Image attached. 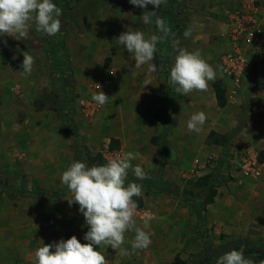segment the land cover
Returning a JSON list of instances; mask_svg holds the SVG:
<instances>
[{
  "label": "rangeland",
  "instance_id": "374dc122",
  "mask_svg": "<svg viewBox=\"0 0 264 264\" xmlns=\"http://www.w3.org/2000/svg\"><path fill=\"white\" fill-rule=\"evenodd\" d=\"M240 1L233 0L234 9ZM53 2L63 10L61 31L56 36L49 37L33 30L28 39L11 36L0 39V58H4L2 54L6 46H11L16 51H27L35 60H39V55L44 56L49 68L46 75L34 70L29 75L31 77L26 78L28 81L34 79L33 85L27 83L23 86L15 73H10L9 79H16L14 84H6L7 80L2 82L0 78V179L14 181L10 183L12 186L16 179L19 181L16 185L33 181L59 196V199H51L58 202L68 195L66 186L45 188L32 177L33 170L38 168H44L45 175L48 172L44 161L52 156L45 154L66 148L70 151L71 163L81 161L91 166L87 157L104 151L108 139L116 129L128 124V115L132 113L127 100L114 103L111 93L118 81L111 76V62L105 61L104 67L99 65L104 55L103 46L91 44L89 37L97 34L107 39L115 24L128 27L137 21L134 20L135 13L128 12L132 5L129 0ZM259 5L264 14V0H259ZM219 6V0H168L158 9V15L175 33V37L170 35L164 44H158L155 55L160 91L153 105L157 109L158 138L168 154L162 164L158 163L150 169L145 167L148 178L143 181L137 180L131 172L128 176V182L143 186L144 205L138 208L136 219L142 226L144 217H152L147 229L152 242L147 249L133 251L129 241L134 233H127L123 247L132 254L126 257L119 256L110 246L99 247L98 250L110 264H192L209 246L224 251L223 254L240 239L264 246V164L257 177L243 172V167L253 163L255 158L259 160L262 153L255 144L259 135L251 137V131H258L264 116V112L258 111L264 104V75L261 62L252 59V55L256 53L263 60L264 48L249 54L250 67L240 82L241 93L236 100H227L233 104L229 109L234 113L232 124L235 132L229 135L217 132L227 138L224 146L213 145L208 139L213 129L220 130V126L227 125L228 121L217 100L211 98L208 90L194 91L188 96L178 94L168 79L176 54L173 47L175 40L180 48L199 50L217 69L213 82L221 81L225 89L231 88L230 81L223 75L221 62L230 51L227 23L234 9L222 13L217 9ZM139 9L156 11L153 5ZM211 16L217 17L213 19ZM189 26L193 32L191 37L185 38L183 33ZM82 37L87 38L89 46L85 57L89 58L90 67L97 73L94 71L88 75L79 72L72 59V73L66 69L61 42L65 41L70 56L72 52L73 58L76 57L75 64L79 66ZM51 43L56 47L57 61ZM0 65L3 67L2 62ZM213 82H209L208 88ZM96 84L101 88L98 89ZM12 86H15L14 93ZM98 91L110 97L103 107L92 101L93 94ZM199 111L205 112L208 119L197 134L188 131L186 124L190 116ZM247 129H250L248 134ZM166 137L170 139L166 140ZM132 149L133 145L128 146L127 143L124 153ZM21 163L30 165L26 173L21 170ZM56 167L60 169L61 166ZM215 188L217 195L214 202L204 209ZM0 197L20 196L12 189L0 188ZM71 208L73 215L68 224L69 238L75 235L81 243H87L84 235L88 226L79 212V205L72 204ZM240 250L256 264L264 260V253L253 254L247 247ZM218 258H212L207 264H216Z\"/></svg>",
  "mask_w": 264,
  "mask_h": 264
},
{
  "label": "clouds",
  "instance_id": "9594fccd",
  "mask_svg": "<svg viewBox=\"0 0 264 264\" xmlns=\"http://www.w3.org/2000/svg\"><path fill=\"white\" fill-rule=\"evenodd\" d=\"M168 0H129V3L146 9L153 5L159 9ZM63 10L53 0H0V37L11 36L17 39H28L29 33L35 31L49 37L56 36L62 27L60 17ZM144 25L154 23L157 34L146 36L138 29L128 28L116 38L118 44L124 47L135 61V67L148 66V71H157L152 63L158 51V44L165 42L171 35L175 37L165 19L157 15V11H144L139 17ZM193 28L189 26L183 33L185 38L191 37ZM6 43V41H5ZM175 50L174 63L170 68L169 83L173 90L188 96L192 92H206L209 82L216 79L217 69H214L202 56L199 50L189 51L178 47L173 41ZM35 63L34 56L27 51L23 53L22 75H31ZM218 67V66H217ZM152 84L150 79L142 83V88ZM100 89L101 85L96 84ZM110 97L102 91L93 94L92 101L103 107ZM208 117L205 112L193 113L187 121L188 131L199 134ZM143 157L139 152L116 154L103 164H92L73 161L60 175V182L71 193L66 200L69 206L79 205L88 231L84 235L87 243H81L73 235L71 238L42 245L34 251L35 264H110L99 247L110 246L121 257L130 256L125 244L127 233H134L129 241L133 251L147 249L151 244V233L147 231L151 216L138 224L136 216L138 202L136 198L143 197V186L136 182H128L129 172L137 180L148 178V173L141 164L133 165L132 161ZM216 264H256L251 258H246L243 250L235 248L223 253ZM264 264V260L259 261Z\"/></svg>",
  "mask_w": 264,
  "mask_h": 264
},
{
  "label": "crops",
  "instance_id": "0c3cea01",
  "mask_svg": "<svg viewBox=\"0 0 264 264\" xmlns=\"http://www.w3.org/2000/svg\"><path fill=\"white\" fill-rule=\"evenodd\" d=\"M219 1L220 6L217 7V9L222 13L234 9L233 0ZM129 8L128 12L132 11L135 13L134 17L136 19L134 20L137 21L135 24L133 23L128 27L127 25L121 26L120 23L115 24L111 36L107 39H102L98 37L97 34L94 37L91 36L89 38L91 39V44L99 43L103 46L102 49L104 50V55L102 62L99 65L104 67L105 61L108 63L111 62V76L118 81L117 87H114L111 93L114 103L118 102L119 104L120 102H125V100H127L129 108L132 107V113L131 115H128V124L122 128L116 129L114 135L108 139V143L105 146L109 147L111 140L117 139L121 144L119 153H124L126 144L128 143V146L132 144L133 149L131 152H139L143 157L142 160L140 158L133 160L132 164H141L145 170V167L150 169L160 163L161 159L160 146L152 143V139L160 135V131L157 128V109L156 106L153 105L154 100L157 98L160 91L157 59L155 58L152 62L157 66V71L155 72L150 73L147 65L136 68L135 61L131 59L127 50L118 44L116 38L128 28L138 29L145 33L146 36L157 34V29L154 23L144 25L140 21L139 17L146 10H140V7L134 5H130ZM148 10L150 11V9ZM156 11L158 15L159 10L156 9ZM136 14H139V16ZM211 17L216 19L215 17L217 16ZM261 20L264 27V14L261 15ZM10 43L12 44V41H10ZM87 44V38L84 39V37H82L79 46L81 52L79 53V66L75 64L76 57L75 59L73 58L72 52L71 59L73 66H75L79 72L90 75V73L93 74L96 70L93 67H90L89 58L85 57L89 49ZM10 47L6 46L5 52L2 54L4 58H0V62L3 63V67L0 65V78L3 79L2 82H4L5 79L7 80L6 84H14L16 79H13L12 77L11 80L9 79L10 73H15L23 86L27 83L33 85L35 83L34 79H30L29 81L26 79L31 76L22 75L21 64L23 62L24 52L16 51ZM262 57L263 60L258 58V54L256 53L252 55V59L261 62L260 66L262 67L264 75V55ZM17 60H20V62L18 63ZM100 66L99 68H101ZM34 70L37 72L39 71L40 73L43 72L44 75L49 72L48 63L44 56L39 55V60H35L32 72H34ZM146 79H150L152 84L142 88V83ZM214 83L215 82L211 84L208 91L211 98L216 101L217 98L213 88ZM11 90L14 93L15 86H12ZM226 98L228 100L227 95ZM227 102V105L223 108L228 120L227 125L220 126V130L213 129L215 132H221L224 135H229L235 132L232 124L234 113L229 109L230 105L232 106L233 104L229 103V101ZM260 124L261 127L264 126V116ZM261 127L258 131L255 129V133L254 131H251L253 133L251 137L255 136V134L259 135L256 138L257 140L255 144L259 150L261 149L262 152H264V127ZM221 128H224L223 131H221ZM249 132L250 129H247V134ZM240 135L242 136L243 133ZM168 139L170 138L166 137V140ZM49 154L52 157L44 161L47 168L46 171H48L46 175L44 168H38L33 170L32 177L45 188H62L64 185L60 182L61 174H59V172L65 171L70 165V151L66 150V148H63L62 150L60 148L57 149V151L52 150L51 153L49 151V153H46L45 155L49 156ZM167 154L168 150L165 151V157ZM21 165V170L26 173L30 165L25 163H21ZM56 165L61 166L60 169L57 168ZM70 196L71 193L69 192L66 197L64 196L61 200H58V202L45 198L0 197V264H35L34 251L37 247L42 245V241L45 244H50L58 242L61 239H69L70 232L68 224L69 219H72L73 211L66 199L70 198ZM51 218H54V220H51ZM55 227L56 231L53 232V228Z\"/></svg>",
  "mask_w": 264,
  "mask_h": 264
},
{
  "label": "built area",
  "instance_id": "2783aa9c",
  "mask_svg": "<svg viewBox=\"0 0 264 264\" xmlns=\"http://www.w3.org/2000/svg\"><path fill=\"white\" fill-rule=\"evenodd\" d=\"M228 46L230 51L222 58L223 75L231 83V88L224 87L229 101L236 100L241 93V80L246 76L252 51L264 48V27L261 20L259 0H242L232 11L228 20ZM1 39V37H0ZM259 112H264V104ZM105 161L119 152L110 151L107 147L100 152ZM253 166L248 168L249 166ZM262 163L255 158L253 163L243 167L245 175L257 177L260 175Z\"/></svg>",
  "mask_w": 264,
  "mask_h": 264
},
{
  "label": "trees",
  "instance_id": "16d2710c",
  "mask_svg": "<svg viewBox=\"0 0 264 264\" xmlns=\"http://www.w3.org/2000/svg\"><path fill=\"white\" fill-rule=\"evenodd\" d=\"M177 1V0H176ZM158 31H157V35H158ZM161 45L164 44L160 43ZM51 46L52 43L50 44ZM62 45V50L65 54V62H66V69L69 73H72L73 69H72V64H71V56L69 54V51L67 49V46L65 44V41L61 42ZM54 50H52V52H54V58L57 56L56 50H55V45L53 46ZM51 52V51H50ZM167 58H169L167 56ZM56 60V58H55ZM57 61V60H56ZM213 88L215 90V94H216V98H217V102L218 105L221 108H224L227 105V98H226V91L222 86V82L221 81H217L214 83ZM170 92V91H169ZM71 131L67 130L68 134ZM209 142L213 145H217V146H224L227 142V138L223 135H220L219 133L215 132V131H211L209 136H208ZM152 143L155 145H159L161 148V159H160V163H163L164 157H165V151H166V147L163 143H161V140H159L158 137H155L152 139ZM109 149L110 151L113 152H119L121 149V144L120 141L117 139H112L109 145ZM87 159L90 161L91 165L92 164H103L105 163V159L104 157L99 153L96 156H92L89 155L87 157ZM260 162L263 164L264 163V152L261 153V157H260ZM206 178V177H205ZM204 178V179H205ZM14 183V181H5L3 179H0V188H5V189H12L14 191V193H16L18 196L20 197H30V198H45V199H59V196H57L56 194H52L49 191L41 188L40 186H38L35 182L31 181L28 182L25 185H16V183H18L19 181H15V184L12 186L10 183ZM12 183V184H13ZM217 195V190L216 188L212 190V194L210 196V198L208 199V202L204 205V209L212 204L214 202V199ZM139 207L138 208H142L144 205L143 202V198H136ZM200 217V216H199ZM242 247H247L249 249V251L253 254H262L264 253V246H257L256 244L252 243L251 241L248 240H237L234 242V245L231 249L226 250L230 251L232 249H236V250H240V248ZM222 252L224 251H217L214 250L212 248V246H209L205 252H203L201 255H199L193 262L192 264H207L210 262V260L216 256H220L222 254ZM181 262V261H179Z\"/></svg>",
  "mask_w": 264,
  "mask_h": 264
}]
</instances>
